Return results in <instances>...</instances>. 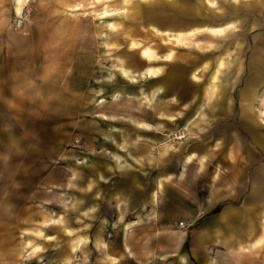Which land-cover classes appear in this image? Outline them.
Segmentation results:
<instances>
[{"label": "rangeland", "instance_id": "374dc122", "mask_svg": "<svg viewBox=\"0 0 264 264\" xmlns=\"http://www.w3.org/2000/svg\"><path fill=\"white\" fill-rule=\"evenodd\" d=\"M243 116L264 0H0V264H264Z\"/></svg>", "mask_w": 264, "mask_h": 264}, {"label": "crops", "instance_id": "0c3cea01", "mask_svg": "<svg viewBox=\"0 0 264 264\" xmlns=\"http://www.w3.org/2000/svg\"><path fill=\"white\" fill-rule=\"evenodd\" d=\"M18 1H20V2H22V0H18ZM229 25H230V23L229 24H227V26H223V27H209L210 29H216V30H218V29H220V30H222V29H227V28H229ZM206 28H207V26H205ZM189 32V31H188ZM170 55V57H168V59H167V61H171L172 60V58H173V55H171V54H169ZM159 73H160V71H159ZM147 75L148 76H156V74L155 75H151L150 73H147ZM28 89V87H25V92H26V96L29 94V91L27 90ZM28 92V93H27ZM211 96V95H210ZM210 96H209V98H210ZM25 99V98H24ZM27 100V99H26ZM22 100H19V99H16L15 100V102L16 103H18V104H21L22 106H23V103L24 102H21ZM243 108H246L247 110L250 108L251 110H252V106L251 105H247V106H244ZM242 119H243V122H244V124L249 128V130H250V132H251V134L253 135V137H254V139H256V141H257V143L260 145V146H262L263 148H264V133L260 130V128H259V125L257 124V122L255 121V119L254 118H252V119H249L248 117H242ZM249 121H251V123H249ZM191 123V119L188 121V124H186V126L184 127V129L186 130V132H187V135L191 132L190 131V126H189V124ZM204 161V160H203ZM190 162V161H189ZM188 162V163H189ZM187 163V164H188ZM183 170H185V168H183L182 169V171ZM185 172V171H184ZM182 173V172H181ZM183 174V173H182ZM167 180V179H170V175H168V176H166V177H161V178H159L158 179V188L159 187H161L162 186V181L163 180ZM154 193H155V196H158L159 195V190H155L154 191ZM256 194H254V196H255ZM259 195H264V192L262 191L261 193H259ZM212 205V204H211ZM229 214H230V212H229ZM226 215H228V213L226 214ZM254 229V228H253ZM253 229L252 228H250V232H252L253 231ZM181 235L183 236V239L181 240L180 239V237H181ZM173 241H175L177 244H179V245H182V244H184V242L186 241V238H187V233H185L184 231H176L175 233H174V235H172L171 237H170ZM260 239V240H259ZM262 239V240H261ZM226 241V242H225ZM221 242H225V243H227V246H228V242H227V240H222L221 239ZM261 244H264V232H263V230H262V234H261V236H259V238L258 239H256L255 241H252V242H247V243H245V242H243V241H241V240H239V241H237L236 243H235V245H237V247H239V246H241V247H247V246H250V249H248V248H246V249H244V250H248L249 252H254V251H256L257 249H258V247L261 245ZM195 252L196 253H198V251L196 250V247H195ZM244 250H242V249H236V252H243ZM247 251V252H248Z\"/></svg>", "mask_w": 264, "mask_h": 264}, {"label": "bare ground", "instance_id": "6f19581e", "mask_svg": "<svg viewBox=\"0 0 264 264\" xmlns=\"http://www.w3.org/2000/svg\"><path fill=\"white\" fill-rule=\"evenodd\" d=\"M216 31H220V29H218V30H216ZM188 34H190L191 32H187ZM182 40H184L183 38H182ZM144 54H145V56L146 57H148V58H153V55L151 54V52H150V50H148V49H146V50H144ZM172 55V54H171ZM170 57V56H169ZM148 73H150L151 75H154L155 73H159V71L157 70V69H155V68H150L149 70H148ZM185 133V136H181L180 137V139H185L186 137H187V135H186V132H184ZM182 134V133H181ZM162 184V183H161ZM180 239L182 240L183 239V237H182V235H181V237H180ZM260 240V239H259ZM262 240V239H261ZM262 245V244H261Z\"/></svg>", "mask_w": 264, "mask_h": 264}]
</instances>
